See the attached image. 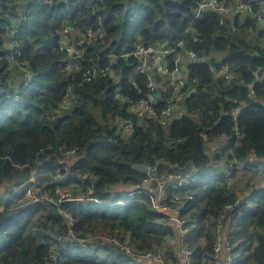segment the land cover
I'll list each match as a JSON object with an SVG mask.
<instances>
[{
  "label": "trees",
  "instance_id": "obj_1",
  "mask_svg": "<svg viewBox=\"0 0 264 264\" xmlns=\"http://www.w3.org/2000/svg\"><path fill=\"white\" fill-rule=\"evenodd\" d=\"M92 1L0 0V85L12 88L23 99L21 107L9 102L0 108V184L26 181L33 173L42 183L62 166L60 148L64 146L78 153V160L68 164L69 187L80 192L77 177L86 174L84 190L91 185L94 196L114 202L124 199L123 193L147 177L134 164L155 168L158 177L174 174V166L190 160L201 171L210 162L206 143L227 135V149L233 148L236 129L241 141L234 148L237 160L250 162L253 157L264 161V26L239 15L221 24L213 10L196 17L201 0ZM24 12H29L31 26L22 28L16 37L20 36L21 60L35 75L27 89H21L23 77L13 68L10 39L4 35L6 21ZM75 20L83 29L105 26L106 42L113 40L109 51H119L116 47L133 43L138 36L146 45H176L183 40L186 49L210 54L216 71L205 62L189 60L183 65L191 83L184 88L182 108L166 122L159 113L153 118L139 117L118 99L120 87L134 101L146 97L151 76L138 72L133 58L121 61L119 84L98 78L78 85L66 98L67 85L78 81L81 74L59 79L66 62L59 44L62 29ZM103 46L102 42L90 45L87 52L92 54ZM225 65L233 78L219 74ZM167 93L168 89L162 92L158 111L165 108ZM238 108L235 117L232 112ZM124 118L133 122L132 129L120 124ZM234 185L222 175H203L186 188L194 195L182 212L193 264H209L220 215L226 204L236 200ZM47 186L53 189L49 196L40 187L34 190L38 201L23 193L20 199L33 205L31 208L21 202L6 205V211L0 213V264H127L120 258L123 254L112 259L79 250L76 255L73 251L53 252L50 241L60 242L56 238L64 237L67 242L70 230L79 239L103 233L128 240L139 251L160 249L168 240L177 239L174 226L162 223L165 214L153 210L144 194L125 206L92 207L84 201L56 204L53 185ZM244 200L240 209L223 219L232 222L228 237L243 250L235 264H264V188ZM65 212L75 216L72 226Z\"/></svg>",
  "mask_w": 264,
  "mask_h": 264
},
{
  "label": "built area",
  "instance_id": "obj_2",
  "mask_svg": "<svg viewBox=\"0 0 264 264\" xmlns=\"http://www.w3.org/2000/svg\"><path fill=\"white\" fill-rule=\"evenodd\" d=\"M91 3L95 4V0ZM208 10H213L219 15L218 20L221 24L227 22L228 17L239 15V17H250L258 26H264V0H201L196 9V17H201L203 13ZM28 18L29 12H24L22 16H16V18L12 20L10 19L9 22L11 24L7 25L5 23L7 30L10 26L12 30L10 32L13 34V36H11L13 44L11 43L10 58L14 62V66L21 69V75L23 77L21 89L29 88L35 81L34 73L26 63L21 60V45L17 39H14L16 34L21 30L31 26V24L27 23ZM78 22V20H75L72 24L64 26L59 44V51L65 55L66 62L58 76L63 77L65 75H70L72 78H75L78 74H81L78 81H73L67 85L65 93L66 98L73 95L78 85L98 78H107L119 84L123 77V70L120 65L121 61L129 62V60L133 58L138 62V72L151 76L147 84L146 97L134 101L124 95L120 87L118 99L124 104L128 103L130 112L137 114L139 117L153 118L157 117V113H159L160 118L166 122V120L171 118L182 108V100L185 96L184 88L191 83L188 82L183 65L189 60L195 63L205 62L211 70L214 72L216 71L210 54L186 49L183 40L176 45L165 43L146 45L141 41L140 36H138L133 43L127 42L126 45L121 48L116 47L119 51L115 49L109 51L108 48L113 43V40L106 42L108 31L105 26L102 25L96 28L89 26L83 29L78 26ZM194 40L197 39L195 38ZM100 42L103 43V48L94 51L92 54L87 52L88 46L97 45ZM131 63L134 64L136 62L133 61ZM219 74L227 79L234 77L228 65L220 69ZM155 77L160 79V81H157ZM194 81L193 79L192 82ZM166 83L167 85L165 86ZM167 89V94H169V96L164 100L166 106L158 111V101L160 99L162 100V92ZM9 102L21 107L23 102L21 94L15 93L12 88L8 89L0 85V108L4 103ZM232 113L237 117L239 115V108L233 110ZM120 124L125 128H133V122L129 118L120 119ZM235 134L237 135L235 146L230 149L228 148L226 151V160L229 169L225 175V178L233 183H235V180H232L231 176L239 165V161L235 157L234 148L241 144L240 132L237 129L235 130ZM77 154L75 148H67L64 146L60 148V164H62V166H58L52 176L58 188L65 190L69 188V185H72V183L69 184L70 182L68 180V164H70L69 162L72 159L78 156ZM48 176L50 177V174H48ZM202 176L203 174L198 172L178 176L177 181L171 184L160 197H156L153 192L143 188V184L150 179L149 176H147L139 184H136L132 190L127 192L126 198L108 202L94 196L92 193L93 187L91 185H87L84 190V184L87 183V175L82 174V177H77V182H81V184L80 194L76 196L74 199L75 201L89 202L92 207L106 205L125 206L128 201L134 199L138 194H144L151 200V207L153 210L165 214L164 217H162V223L178 228L179 238L175 241L177 246L166 245L160 249L156 248L155 250L139 251L134 249L133 246L129 244L128 240L120 241L114 236H108L103 233L95 234L88 239L79 240L74 231L70 230L69 235L71 236H69L67 242L64 237L56 238V240L60 242L50 241L51 250H53V252L57 250H61V252H70L74 250V246H77L78 249L84 251V254L89 255L101 253L98 250H102V252H105L106 256L110 258L115 257L116 254H123L125 255L124 258H120L124 259L127 264H193V251L188 248L186 240L189 228L187 226V221L182 217V212L187 203L194 199L193 193L186 190V188L194 185ZM173 177L174 174L167 177L157 176L156 184H158L159 188H162L166 180L172 179ZM38 182L37 175L33 173L28 180L19 185L18 188L24 185L23 193L27 197L38 201L40 197L34 194ZM169 191L172 193H169ZM41 199L43 198L41 197ZM244 203L245 200L243 198L236 197L234 202L225 205L215 230L216 239L213 246V254L207 259L209 264H235L237 258L242 254L243 250L238 249L237 243L232 242L229 237L223 236V219L229 212L240 209ZM6 205L0 204V213L6 211ZM65 213L69 217V224L72 226L75 221V216L70 212ZM93 243L96 245L91 247L90 245ZM170 247L174 250V255L168 254L172 251Z\"/></svg>",
  "mask_w": 264,
  "mask_h": 264
},
{
  "label": "crops",
  "instance_id": "obj_3",
  "mask_svg": "<svg viewBox=\"0 0 264 264\" xmlns=\"http://www.w3.org/2000/svg\"><path fill=\"white\" fill-rule=\"evenodd\" d=\"M232 19H235L237 15L230 16ZM229 17V18H230ZM229 137L227 135H220L216 138H214L211 141H208L206 143V153L208 154L210 158V162L208 166L201 170L197 171L194 168V172L201 173L203 175H222L225 178V175L228 172V163L226 160V151H227V145H228ZM230 149V148H229ZM78 160V157L75 159H72L69 163L74 164ZM232 180H235V185L232 187L234 193L236 194V197L239 198H247L249 195H251L253 192H256L257 190H262L264 188V161L262 160H255L253 157H251L250 162H239L238 168L234 170L232 173ZM23 180H15L11 183L3 182V184H0V204H10L11 202H22L21 194L16 193L14 195V190L17 191V188L19 185H21ZM10 187H7V186ZM164 186V185H163ZM159 188L158 184L154 186V188L158 191H161L163 189ZM11 191H10V189ZM12 188L14 190H12ZM168 189V188H167ZM166 189V190H167ZM31 199V198H30ZM29 201V199H27ZM32 200V199H31ZM29 206L30 208L33 206L31 204L24 203V206ZM232 222H224L223 226V236L228 237V233L230 230V224ZM174 230L177 234L178 228L174 226ZM179 235V234H177ZM175 243V246H177L176 242L172 239L168 240V246H172ZM149 263V262H147Z\"/></svg>",
  "mask_w": 264,
  "mask_h": 264
},
{
  "label": "rangeland",
  "instance_id": "obj_4",
  "mask_svg": "<svg viewBox=\"0 0 264 264\" xmlns=\"http://www.w3.org/2000/svg\"><path fill=\"white\" fill-rule=\"evenodd\" d=\"M92 1V0H91ZM6 24L8 25V24H11L9 21H6ZM10 31H12L11 29H10V26L8 27V30H7V28H6V26H4V35H7V36H5V37H7L8 39H10V44L12 43L13 44V41L11 40V36H13V34L10 32ZM2 34H3V31L1 32ZM17 35V34H16ZM17 38H19L20 39V36L18 35V37H15L14 39L16 40ZM19 43L21 42V41H18ZM10 60H11V58H10ZM12 61V60H11ZM12 64H13V62H12ZM13 68H15L17 71H20V73H21V69L19 68V67H17V66H14ZM59 77V79H61V78H63L62 76H58ZM52 184L53 185V188H54V193L56 194V197H58V198H53V201H56V204H63V203H65V202H74L75 200V198H76V196H78L79 194H80V192L78 191V190H75V189H72L71 187H69V188H66L65 190H63V189H61V188H58V186H57V183L53 180V178H52V176H50V177H48L46 180H44L42 183L41 182H38V186L35 188V190H37L39 187L41 188V191H42V193H43V195L44 196H49L50 194H49V191H52L53 189L52 188H49L47 185L48 184ZM25 186L24 185H22L21 186V188H17V191L15 192L14 191V195H16V193H18L19 192V194H22L23 193V188H24ZM10 189V188H9ZM12 190H14L13 188H12ZM156 190V189H155ZM10 191H11V189H10ZM150 191V190H149ZM152 192V191H151ZM126 196H127V192L126 193H123L122 194V198H126ZM62 213H64L63 211H61ZM37 219V218H36ZM67 220L69 221V217H67ZM74 220H75V218H74ZM173 229H175V228H173ZM175 231V230H174ZM75 233V232H74ZM177 234H179V231L177 230ZM175 235V234H174ZM177 236V239L179 238V235H176ZM58 238V237H57ZM176 239V240H177ZM79 240H81V239H79ZM45 242V241H44ZM96 244L95 243H93L92 245H90L91 247H94ZM172 246H175V243L172 245ZM189 248V247H188ZM170 249H172V247H170ZM81 251L82 253H84V251L83 250H81V249H78V247L77 246H74V250H73V254L74 255H76L77 253H79V251ZM98 251H100L101 253H100V256L101 257H105V258H110V257H108V256H106V253L104 252H102V250H98ZM170 253V252H169ZM175 254V252H174V250L172 249V251H171V255H174ZM85 255H89V254H85ZM182 258H183V256H182Z\"/></svg>",
  "mask_w": 264,
  "mask_h": 264
},
{
  "label": "water",
  "instance_id": "obj_5",
  "mask_svg": "<svg viewBox=\"0 0 264 264\" xmlns=\"http://www.w3.org/2000/svg\"><path fill=\"white\" fill-rule=\"evenodd\" d=\"M257 54V53H255ZM153 72V71H151ZM133 168L143 173L144 175L149 176V181H146L143 184V188L152 191L156 197L162 196L166 189L173 183L177 181L178 176H184L192 173L194 171V163L192 160L188 161L184 166H174V177L172 179L166 180L164 183L163 189L161 191L155 190L154 186L156 185V178L158 176L155 168H151L145 164H134Z\"/></svg>",
  "mask_w": 264,
  "mask_h": 264
},
{
  "label": "clouds",
  "instance_id": "obj_6",
  "mask_svg": "<svg viewBox=\"0 0 264 264\" xmlns=\"http://www.w3.org/2000/svg\"><path fill=\"white\" fill-rule=\"evenodd\" d=\"M22 195V194H21ZM21 202L19 201H16V202H11L10 204H7V205H16V204H20ZM6 205V204H5Z\"/></svg>",
  "mask_w": 264,
  "mask_h": 264
}]
</instances>
